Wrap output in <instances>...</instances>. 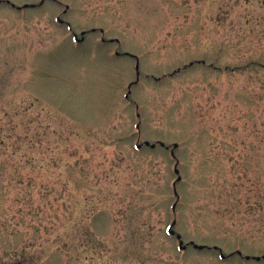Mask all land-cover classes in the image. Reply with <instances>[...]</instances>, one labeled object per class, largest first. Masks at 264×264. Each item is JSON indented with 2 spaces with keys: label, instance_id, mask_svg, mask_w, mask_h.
<instances>
[{
  "label": "rangeland",
  "instance_id": "obj_1",
  "mask_svg": "<svg viewBox=\"0 0 264 264\" xmlns=\"http://www.w3.org/2000/svg\"><path fill=\"white\" fill-rule=\"evenodd\" d=\"M0 1V264H264V0Z\"/></svg>",
  "mask_w": 264,
  "mask_h": 264
},
{
  "label": "water",
  "instance_id": "obj_2",
  "mask_svg": "<svg viewBox=\"0 0 264 264\" xmlns=\"http://www.w3.org/2000/svg\"><path fill=\"white\" fill-rule=\"evenodd\" d=\"M44 1V0H43ZM42 1V2H43ZM7 3L8 4H10L9 3V1H7ZM11 5V7H14V5L13 4H10ZM28 7H34V5H25L24 6V8H28ZM102 31V30H101ZM103 32V31H102ZM84 35V33H82V36ZM76 39H77V37H75ZM80 40H78V42H79ZM136 69H138V65H136ZM127 97V96H126ZM144 145L145 146H149V147H151V148H154L155 147V144H150L149 142H145L144 143ZM160 145L161 146H164V144L163 143H160ZM141 147V145H137V148H140ZM174 147L176 148L177 147V145H174ZM175 173L176 174H178L179 173V171H178V169H177V165L175 166ZM180 177H178L177 178V181H180ZM174 186H175V183H174ZM175 207V206H174ZM173 207V208H174ZM174 225H175V221H173L172 222V224H171V226L169 227V229H168V233L170 234V235H174L175 234V232L173 231V227H174ZM176 238L178 239V241H179V249L180 250H184V249H186V245H183V242H182V240H181V236L180 235H176ZM191 245L193 246V248H195V249H198V250H203V249H205L206 248V246H203V245H196V244H194V243H191ZM216 248V247H215ZM237 254L238 255H241V252H237ZM221 258H224V255H221ZM254 259V260H257V261H259V260H261V259H264V256H262V257H250V256H246L245 257V259L246 260H249V259Z\"/></svg>",
  "mask_w": 264,
  "mask_h": 264
}]
</instances>
